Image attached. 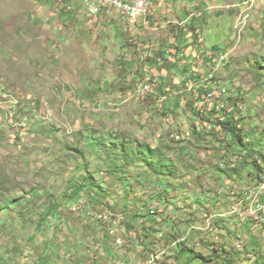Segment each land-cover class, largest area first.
<instances>
[{
	"label": "rangeland",
	"instance_id": "1",
	"mask_svg": "<svg viewBox=\"0 0 264 264\" xmlns=\"http://www.w3.org/2000/svg\"><path fill=\"white\" fill-rule=\"evenodd\" d=\"M194 1L168 0L165 18L150 8L143 41L161 66L187 32L203 39L194 49L191 34L180 60L189 70L161 75L158 61L132 59L137 44L123 35L135 30L125 21L114 32L119 18L113 27L108 12L91 22L80 0H0V88L12 100L0 104V264H264V224L248 219L264 199L255 176L256 165L264 170V0H203L209 17L199 25L185 22L205 17L187 7ZM162 41L171 44L163 54ZM146 77L161 83L154 93L140 92ZM219 86L224 111L239 115L243 147L220 132L216 116L198 113L186 90L201 96ZM95 138L105 140L100 151ZM115 139L157 149L171 172L126 165L117 149L122 168H114L107 152ZM89 177L92 186L68 199ZM84 197L90 207L78 210L101 211L96 222L70 212ZM50 206L55 219L45 218ZM107 215L115 241L125 242L117 251L95 229Z\"/></svg>",
	"mask_w": 264,
	"mask_h": 264
},
{
	"label": "built area",
	"instance_id": "2",
	"mask_svg": "<svg viewBox=\"0 0 264 264\" xmlns=\"http://www.w3.org/2000/svg\"><path fill=\"white\" fill-rule=\"evenodd\" d=\"M73 1L74 0H72V2ZM58 2L63 4V0H58ZM80 3L82 6V10H84L86 14V18L89 19L91 22L95 20V18L102 10L109 9L111 11H115L117 15L120 14L124 21H133V29H128L130 31L134 30V25H139L140 23L146 24L149 18V13L146 12L145 0H80ZM72 8L73 4L72 7H66V10L69 11ZM211 58L215 63L216 59H214L213 55ZM224 61L225 59L222 56H219L218 64H222ZM216 68H219V66ZM160 84L161 83L157 80V78L153 79L150 77L149 86H156L159 88ZM191 89H193L192 91L195 93L193 87L188 88V91H191ZM0 94V104L3 101L10 102L9 94L5 92L3 88H0ZM226 94L227 91L222 86L217 87L213 90H208L207 95L200 96L199 100L195 103V107L197 108V110L202 112L204 110L207 111L208 107L211 105H219V111H222L224 110L223 99L225 98ZM195 96L198 97V94L196 93ZM162 99L165 98L162 97ZM82 204L90 203L88 199L84 197L76 204V209H71L70 212L76 213L79 206ZM248 219H253V222H259L260 225L264 224V202L262 200H259L257 202V205L253 210L248 211ZM96 230L107 231L108 240L116 250H119L124 246V239L122 241H115L114 230H109V215H107L101 220V225H96ZM175 243H182V241H179V239L170 240V242H168V247H174Z\"/></svg>",
	"mask_w": 264,
	"mask_h": 264
},
{
	"label": "trees",
	"instance_id": "3",
	"mask_svg": "<svg viewBox=\"0 0 264 264\" xmlns=\"http://www.w3.org/2000/svg\"><path fill=\"white\" fill-rule=\"evenodd\" d=\"M217 109H219V108H214L209 113L205 112L204 115L208 114L210 116L211 115H213L214 117L216 116V125L218 127H220V132L223 133L224 135H226L227 137H229L230 140H233V142L236 145L243 147L245 135L243 134V130L241 128H239V126L237 125V121L240 119L238 113L235 114L234 112H231L230 114H228L229 112L222 110L223 112H222L221 116H219V113H218L219 110L217 111ZM220 118H223V119H220ZM103 141H105L103 138H95V140H94L95 148L98 151H100V148H97V146L100 145ZM111 146H112V148H110V151L107 152L108 153L107 155L109 157L113 158L111 165H113L114 168H116V169L122 168V166L118 165L119 160L117 159V156H115V154H114V151H113L114 149H117L119 152H121L123 154L124 157H127L126 165H130L134 162L141 161L143 163L151 165L152 169H154L156 171V173H158L160 175H166V173L171 172V166L169 164L164 163V160H161L159 158V156H158L159 151L157 149H152L147 144H137V146H135L134 141L127 142V140H124V139H115L112 142ZM69 147H71V146H69ZM69 149H71V148H69ZM77 152L82 153V150H78ZM147 157H152L153 160L157 159V162L156 163L149 162ZM81 169L82 168L79 167L78 170H81ZM116 171H119V170H116ZM256 171H257V173L255 176H257V175L259 176V177L257 176L258 180H256V181L257 182H260V181L264 182V178H263L264 170H263V168L256 165ZM251 173H252V171L250 172V175L255 177ZM239 177L240 176H237V178H239ZM91 181H92V178L89 177V180L87 183H81V185L78 187V189L76 188V189L72 190V193L67 196L68 199L72 200L73 198L77 197L80 192H83L85 189L87 190V188L92 186ZM90 189H92V188H90ZM91 198H94V196H92ZM91 198H90L89 203H91L93 200ZM262 201L264 202V199ZM73 202H75V201L70 202V204L72 203L70 206V210L76 209V204L78 202L77 203L76 202L73 203ZM54 203L55 202H53L52 204H54ZM83 206H84V204L80 205L79 208H85L86 207V206H84V207ZM53 211H54V207H52V206L48 207V210L45 213V218L49 217V218L55 219L56 217L54 216ZM80 212H81L80 210L76 211V213H80ZM83 212H86V211H83ZM125 213H126V211H125ZM45 218L43 216L39 217V226L38 227H40L42 225V223L45 221ZM105 238H107V237H105ZM182 243L184 244V242H182ZM182 243H175V246H177V245L181 246V245H183ZM181 251L183 252V254L186 253V250H184V249H182ZM189 252H191V254H193V251L190 250ZM197 258L203 260V258H201L200 256H197Z\"/></svg>",
	"mask_w": 264,
	"mask_h": 264
},
{
	"label": "crops",
	"instance_id": "4",
	"mask_svg": "<svg viewBox=\"0 0 264 264\" xmlns=\"http://www.w3.org/2000/svg\"><path fill=\"white\" fill-rule=\"evenodd\" d=\"M72 1V0H71ZM156 1L158 2L157 4H156ZM168 0H149V2H150V8H154V10L153 11H155V13H157L158 15H160V16H162L163 18H165V16H164V13H165V9H166V7L164 6V5H167L166 4V2H167ZM210 1V0H209ZM206 5V6H205ZM231 5H233V4H231ZM234 5H236L235 3H234ZM190 6H192L193 7V9H197L198 10V14H201V13H203L204 14V16L205 17H201L200 19L198 18V17H196L195 19H192V17H193V15H195L194 13L193 14H191V19H190V17H187V19H185V22L186 23H189V24H192L193 23V25H194V20L195 21H199V22H197V24L199 25L200 24V22L201 23H203V22H206V17H209V15L207 16L206 15V13H205V11L207 10V3H205L203 0H200V2H192V4L191 5H188L187 7H190ZM105 12H108L107 13V18L108 19H110V21H111V23H113L115 20H118L117 19V17L119 18V22H120V26L119 27H115L114 28V32L116 31V29H120V28H122L123 26L125 27V25H124V20L123 19H121L120 18V16L119 15H117L116 13H111V10H109V9H104L102 12H101V14L99 15V19L102 17V13L104 14ZM171 13L172 12H170V10L168 11V13L166 14L167 15V19L168 20H166L164 23H167V24H169V23H171L172 21H173V17H172V15H171ZM151 15H153V13H152V11L150 10L149 11V18H148V21L150 22V19H151ZM179 18H180V16H179ZM205 18V19H204ZM154 20V17H153V19L151 20V21H153ZM109 21V22H110ZM123 21V22H122ZM207 21H209V20H207ZM178 23V22H177ZM188 24V25H189ZM114 25H115V23H113V27H114ZM148 25H149V23L148 24H145V23H140L138 26H137V28L135 29V31L134 32H132L131 33V35H129V36H124L123 35V40H125L126 38H129V37H132V38H134V40H133V42L132 43H135V44H137V53H136V55H134V56H132V59H135V58H139V59H141V60H144V59H149L150 58V63L151 64H153V65H150L151 67H153L155 64L153 63V61H155L154 60V57H155V55H157V52L158 51H156V49H151V46L152 45H145L144 44V41H143V39H147V38H149V36H150V34H149V30L147 29V27H148ZM192 25V26H193ZM192 26H190V27H192ZM208 29L209 28V25H207L206 27L204 26L203 27V29ZM185 30H188L187 29V27H186V29ZM184 30V31H185ZM197 30V29H196ZM113 31H111V32H113ZM183 32V31H182ZM182 32H180V33H182ZM200 32V31H199ZM193 32H191V33H188L187 32V35H185L184 37H181L182 38V41H184L183 39H185V44L182 46L183 47V49L181 50V51H178V53H173L172 55H169V56H167V55H165V56H163L164 58H166V60H168V62L166 63V66L165 65H162L161 66V63H163V62H161V61H158V57H157V59H156V61H155V63H157V61L160 63H157V65L156 66H158V67H160L161 68V70H159L160 71V74L161 75H164V70H166L167 68H170V70H172L173 72H181V70L182 71H184L185 72V69L187 68L188 70L190 69L187 65V61H180V60H183V57L186 55V54H184V53H188V50L191 48L190 47V45H189V47H188V42H190L189 41V39H191V34H192ZM194 34V39H195V41L197 42L196 44H197V46L196 47H194L193 46V48L195 49V48H197L198 50L201 48V46H200V43L202 42V38L199 36V33H196V34H198L197 36L195 35V33H193ZM177 37H179V35H177ZM146 39H145V41H146ZM153 41L154 42H156L157 40H158V37L155 35L154 37H153ZM163 40L165 39L166 41H172L173 40V38L171 39V38H169V35L168 34H166L165 36H163V38H162ZM179 39V38H178ZM122 40V41H123ZM135 41V42H134ZM128 43V42H127ZM171 44L170 43H168L167 44V42H164V41H162V45H160L159 46V48H160V50L159 51H162L161 53L163 54L164 52V50L163 49H166V47H168L169 48V46H170ZM144 47L145 48H149V53H150V55L149 54H147V56L145 55V53H143V50H141V49H144ZM139 49V50H138ZM128 50H129V48L127 47V52H128ZM168 51V50H167ZM168 53V52H167ZM140 55V56H139ZM194 55V54H193ZM186 57V56H185ZM184 63H186L187 65H184ZM181 66H183V68H184V70H183V68H181ZM166 73H167V71H166ZM177 79L175 78V80H174V82H177L176 81ZM248 222H250V221H248ZM247 222V223H248ZM259 228H263V225H259ZM95 229H96V226H95ZM96 232H97V230H96ZM97 234H98V236H100V233H98L97 232ZM102 235V237H106V235H104V234H101Z\"/></svg>",
	"mask_w": 264,
	"mask_h": 264
},
{
	"label": "bare ground",
	"instance_id": "5",
	"mask_svg": "<svg viewBox=\"0 0 264 264\" xmlns=\"http://www.w3.org/2000/svg\"><path fill=\"white\" fill-rule=\"evenodd\" d=\"M145 2H146V12L147 13H149V11H150V6H149V0H145ZM125 23V22H124ZM126 23L128 24V26H130L132 29H133V21H126ZM138 25H134V28L135 27H137ZM135 30V29H134ZM143 81L144 82H142L141 84H145L143 87L141 86V89H140V92L142 93V94H145V93H154L155 92V90H157V88L158 87H156V86H149V84H150V80H148V77H146L145 79H143ZM139 89V88H138ZM204 95H207V93L206 94H204ZM218 107H219V105H218ZM217 107V108H218ZM254 204V203H253ZM257 204V203H256ZM255 204V205H256ZM90 207V204H87V207ZM84 207V206H83ZM252 210H253V208H252ZM82 211H86V213L90 216V218L93 220V221H95L94 220V218H93V215L94 214H96V213H100L101 211H96V210H93V208H91V211L89 212L88 210H84V209H82L81 210V212ZM104 212V211H103ZM246 217V216H245ZM96 222V221H95ZM98 233H100V234H104V235H106V237L108 238V236H107V234L105 233V232H103V231H97ZM186 239H184L183 238V240H182V242H184ZM116 241H122V239L120 238H118Z\"/></svg>",
	"mask_w": 264,
	"mask_h": 264
},
{
	"label": "clouds",
	"instance_id": "6",
	"mask_svg": "<svg viewBox=\"0 0 264 264\" xmlns=\"http://www.w3.org/2000/svg\"><path fill=\"white\" fill-rule=\"evenodd\" d=\"M209 78H210V77H209ZM219 87H220V86H219ZM1 88H2V87H1ZM188 88H190V87H188ZM188 88L186 89L187 91H188ZM3 90H4V88H3ZM208 90H210V89H208ZM208 90H206V91H208ZM4 91H5V90H4ZM194 91H195V93H194L192 90L189 91V92H191L193 98L195 99V103H196V102L199 100L200 95L197 93L196 90H194ZM226 91H227V90H226ZM5 92H6V91H5ZM196 93L198 94V97L195 96ZM9 101L11 102L12 100L9 99ZM195 103H194V107H195ZM195 109L197 110L196 107H195ZM212 110H213V109H212ZM215 110H216V109H215ZM217 111H218V110H217ZM223 111H224V110H223ZM223 111H218L219 116H221V114H222ZM197 112H198V113H205V112H206V113H209L210 111L207 112L206 110H204V111L201 112V111L197 110ZM230 113H231V112H229L228 114H230ZM220 119H223V118H220ZM218 128H220V127H218ZM115 251H117V250L115 249Z\"/></svg>",
	"mask_w": 264,
	"mask_h": 264
}]
</instances>
